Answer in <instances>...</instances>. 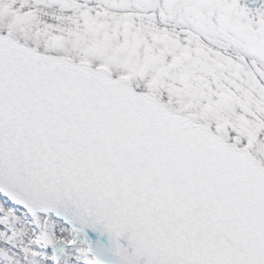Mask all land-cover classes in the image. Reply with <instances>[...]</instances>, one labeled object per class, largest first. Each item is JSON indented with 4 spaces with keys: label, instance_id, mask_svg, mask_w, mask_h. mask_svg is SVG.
I'll return each instance as SVG.
<instances>
[{
    "label": "snow or ice",
    "instance_id": "snow-or-ice-1",
    "mask_svg": "<svg viewBox=\"0 0 264 264\" xmlns=\"http://www.w3.org/2000/svg\"><path fill=\"white\" fill-rule=\"evenodd\" d=\"M0 264H264V0H0Z\"/></svg>",
    "mask_w": 264,
    "mask_h": 264
}]
</instances>
